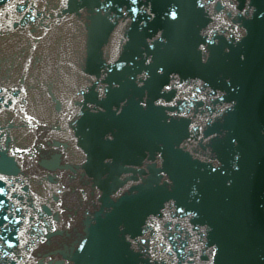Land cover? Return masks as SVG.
Returning <instances> with one entry per match:
<instances>
[{
  "label": "water",
  "instance_id": "95a60500",
  "mask_svg": "<svg viewBox=\"0 0 264 264\" xmlns=\"http://www.w3.org/2000/svg\"><path fill=\"white\" fill-rule=\"evenodd\" d=\"M236 3L0 0V264H264V0Z\"/></svg>",
  "mask_w": 264,
  "mask_h": 264
},
{
  "label": "snow or ice",
  "instance_id": "6c2138e0",
  "mask_svg": "<svg viewBox=\"0 0 264 264\" xmlns=\"http://www.w3.org/2000/svg\"><path fill=\"white\" fill-rule=\"evenodd\" d=\"M109 2H111V0H109ZM132 3L133 4H136L137 3V0H132ZM207 3L215 4L216 3V0H207ZM222 3L224 4V6H225L226 9H228V10H230L232 12L233 15L236 14V9H237L236 0H222ZM64 6L65 7L67 6V3L66 2L64 3ZM201 6L203 7L204 5H201ZM131 11L132 12H137L138 9L137 8H133ZM245 11H247V10H245ZM171 15L173 17H175L176 16V12L173 11L171 13ZM221 15H223V13L218 14V16L216 18L219 19ZM240 15H244V12H241ZM224 23H225V25H227L229 22L228 21H225ZM230 30L236 34V39H240L241 38L240 32H239V30L237 28H232ZM166 87H167V85H166ZM156 103L160 104V103H164V101L157 100ZM0 179H2V178H0ZM3 191H4V189L2 187H0V193H2ZM2 204H3V201L0 200V205H2ZM180 211H183V209H181ZM4 219H7V217H4Z\"/></svg>",
  "mask_w": 264,
  "mask_h": 264
}]
</instances>
